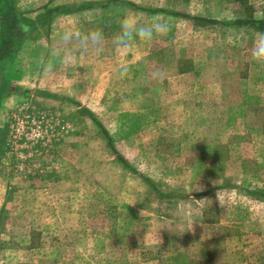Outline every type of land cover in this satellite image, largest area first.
<instances>
[{"label":"rangeland","instance_id":"obj_1","mask_svg":"<svg viewBox=\"0 0 264 264\" xmlns=\"http://www.w3.org/2000/svg\"><path fill=\"white\" fill-rule=\"evenodd\" d=\"M210 14L261 19L264 0H214ZM94 30L87 27L84 67L67 46L70 90L55 101L23 97L0 129L1 166L32 182L19 188L36 219L31 259L264 264L259 34L182 24L181 43L121 47L86 39Z\"/></svg>","mask_w":264,"mask_h":264},{"label":"crops","instance_id":"obj_2","mask_svg":"<svg viewBox=\"0 0 264 264\" xmlns=\"http://www.w3.org/2000/svg\"><path fill=\"white\" fill-rule=\"evenodd\" d=\"M107 1L13 0L12 12L25 36L12 60L0 73L1 84L5 86L0 97V129L5 127L7 114L23 102V97L39 96L55 101L53 94L61 93L64 96L63 93L70 90L68 74L62 70L68 65L67 46L70 41L73 42L72 50L75 51L78 60L77 66L84 67L86 50L83 43L87 27L90 25L94 31L102 32V39L97 42L102 45L116 43L124 22H127L129 27H134L135 24L163 21L168 24L170 31L156 36L157 39L150 42L138 40L145 44H161L181 43V34H177L176 30H181L182 24L207 28L230 22V19H218L210 14L213 11L214 0H117L118 4L109 5L106 4ZM198 6L201 8L198 9ZM198 10L202 12L193 13ZM219 10L227 9L221 7ZM195 19L211 20L217 24L198 22ZM2 21L3 16L0 13V33ZM139 21L141 23H138ZM226 27L249 28L259 36L262 34L249 25ZM68 32L73 34V39L64 41L62 37ZM114 32L116 36L111 38ZM107 49L113 50L112 47H105L104 50ZM102 53L103 50L99 55ZM84 82L83 80L78 83L84 86ZM152 87L157 88L158 92L165 89L164 84ZM214 87L207 85L205 92H214ZM81 90L85 88L82 87ZM226 91L223 87V97H227ZM257 94L256 96L264 98V89H260ZM207 97L211 98L212 95ZM0 139L5 138L1 136ZM4 154L5 151L0 148V158ZM1 162L0 159V264H38L37 260L31 259L32 251L37 250L32 245V238L37 234L35 214L32 210H27L31 203L30 196L21 195L22 191L19 190L31 188V179L27 178L21 168L19 172L13 171V176H10V173L5 172L1 166ZM28 252L29 256L26 255Z\"/></svg>","mask_w":264,"mask_h":264},{"label":"trees","instance_id":"obj_3","mask_svg":"<svg viewBox=\"0 0 264 264\" xmlns=\"http://www.w3.org/2000/svg\"><path fill=\"white\" fill-rule=\"evenodd\" d=\"M118 3L119 2L117 0H108L106 4L109 5V4H118ZM12 9H13V0H0V13L3 16L2 31L0 33V73H2L4 67L8 65V63L12 60L16 52V49L18 48L20 42L23 40L25 36V33L21 30V28L17 24V19L16 16L13 14ZM195 20L207 24H217L215 21H211V20H206V21L201 19H195ZM223 24L226 26L249 25L255 30L264 34V20L237 21V22H229ZM4 90H5V86L2 85L0 81V97L4 93ZM91 118L95 123H97L92 116ZM107 141H109V139H107ZM118 158L121 160V162L124 163L122 157L118 155ZM143 179L151 184L149 180L145 178Z\"/></svg>","mask_w":264,"mask_h":264},{"label":"clouds","instance_id":"obj_4","mask_svg":"<svg viewBox=\"0 0 264 264\" xmlns=\"http://www.w3.org/2000/svg\"><path fill=\"white\" fill-rule=\"evenodd\" d=\"M168 24L163 21L156 20L149 24H137L134 27H129L127 22L122 24L121 33L116 38L118 46L127 47L130 42L141 40L144 42L152 41L156 36L166 33ZM102 32L97 30L89 34L86 39L92 42H99L102 39ZM64 41L73 39L71 32L65 33L62 37ZM253 55L258 60H264V34H260L259 40L254 42Z\"/></svg>","mask_w":264,"mask_h":264}]
</instances>
